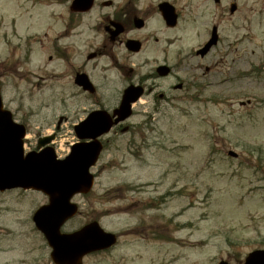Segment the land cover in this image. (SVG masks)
Masks as SVG:
<instances>
[{"label":"rangeland","instance_id":"obj_1","mask_svg":"<svg viewBox=\"0 0 264 264\" xmlns=\"http://www.w3.org/2000/svg\"><path fill=\"white\" fill-rule=\"evenodd\" d=\"M50 1L0 0V76L5 105L33 114L28 137L40 130L51 133L60 119L54 147L64 156L76 140L73 124L85 116L74 109L88 103L82 96L59 93L55 72L67 64L48 56L66 17L64 6ZM102 1L85 15L84 29L109 10ZM155 1L142 0L145 5ZM231 2L237 5L233 13ZM175 4L181 14L177 27L158 29L157 42L125 62L141 72L145 56L152 58L154 47L167 37L180 78H189L196 63L202 65L195 71L200 97L171 89L174 99L155 109L154 101L143 96L125 123L132 128L126 133L113 129L105 137L106 148L92 168L93 188L73 201L85 219L97 218L118 239L110 249L85 256L83 264H217L220 259L243 264L248 252L264 247V0ZM213 25L218 43L198 60L194 50L209 38ZM150 26L160 24L153 17ZM69 41H76L77 53L84 50L80 40H63ZM127 66L117 81L111 79L115 72H108L113 91ZM168 187L177 194L166 204L148 211L135 205L153 201ZM45 202L32 190L0 193V264H52L31 222L32 212ZM151 216L161 221L163 233L156 238L147 229Z\"/></svg>","mask_w":264,"mask_h":264},{"label":"flooded vegetation","instance_id":"obj_2","mask_svg":"<svg viewBox=\"0 0 264 264\" xmlns=\"http://www.w3.org/2000/svg\"><path fill=\"white\" fill-rule=\"evenodd\" d=\"M71 1L72 0L50 1V3L56 2V4L64 6L66 18L63 22L61 31L55 37L56 43H53L54 45L52 47L53 54H49L48 58L51 60L53 57L67 64V67L63 70L55 72L56 80L61 81L59 93L65 94L67 97L82 96L85 100L84 102L88 103V106L82 105V107H76L74 110L80 109L83 112L85 111V114L96 109L106 111L107 113H113L121 102L123 90L132 85L142 88L143 92L140 98L143 96L150 97L154 101L155 109H158V106L167 104L174 99L171 97L172 93H169L171 89L182 91L186 94V97H191L194 100L200 97V92L202 90V86L198 81L200 75L199 73L195 74V71L200 70L202 65L196 63V67L192 66V70L188 71L190 74L189 78H180L178 72L181 68L176 70L179 64L173 62V52L167 49V42H165L167 37L163 38L164 43L162 46L154 47V55L152 58L145 56L143 60L145 69L141 72L135 70L128 62H125L134 54L143 52L148 43L152 41L157 42L158 37L156 35L158 29L164 32L177 27L181 14L175 4V0H156L154 3H146V5L142 0H119L117 2L115 0H103L102 5L107 6L109 10L103 12L97 24L89 27L90 30L83 28L85 15L94 9L97 5V0H93L91 8L85 12L72 10ZM220 2H214V4L218 6ZM161 3H168L173 7L176 14L175 25H168L166 23L160 8ZM153 17L157 20L158 24H160L158 28L150 26ZM80 25L81 30H77ZM213 27L218 30L217 25H213L211 29ZM146 30L151 31L146 34ZM71 37L81 41L84 46L83 51L77 53L79 47L76 41H69V43L63 42V40ZM131 40L136 41L135 44L138 46L137 50L128 47L127 43ZM170 42L171 39H169V43ZM203 44L196 48L193 53V56L198 60H200L199 58H204L210 51L209 50L204 55L197 53V50ZM118 51L122 52L121 56H118ZM126 65L128 66L121 76L123 81L120 87L115 85L113 91V88L109 87L110 78L108 72L114 71L115 77L111 79L117 81V73L119 70H123ZM160 67L163 68L159 69ZM204 68L206 70L209 69L205 66ZM65 73L67 75L66 80L64 78ZM201 73H204V71ZM80 76L84 79H80ZM63 78L64 81L62 80ZM68 90H71V92H68ZM190 91L192 93H190ZM5 108L11 112L13 120L25 130L26 135L23 138L24 149L26 151L38 150L37 143L48 134L40 130L34 137H28V133L30 132L29 119L33 114L31 112L24 114L21 111L22 108ZM67 109L68 107L62 108V110ZM59 121H57L58 126L60 124ZM120 125L121 124L116 126L120 128ZM58 126L56 124L53 125L51 134L54 139L57 136ZM156 183H159V181L152 182L151 185ZM141 190L143 189L138 188V191ZM173 192V188L168 187L161 195L159 194L160 196L152 197L153 201L150 199L147 201L144 200L145 202H138L135 205L137 207L139 206L138 209H140V211L156 209L158 205L166 204L169 200L173 199ZM122 199H126V197L122 195ZM81 208L82 207H79L76 215L63 225V230H70L75 227L78 228L93 218L92 216H87V219H85L82 216L83 210ZM149 221L147 229L149 228L148 230L151 233V237L156 238L163 233L160 228V220L151 216V220Z\"/></svg>","mask_w":264,"mask_h":264},{"label":"water","instance_id":"obj_3","mask_svg":"<svg viewBox=\"0 0 264 264\" xmlns=\"http://www.w3.org/2000/svg\"><path fill=\"white\" fill-rule=\"evenodd\" d=\"M91 4L92 0H74L71 7L86 10ZM160 8L166 23L174 25L176 14L173 7L168 3H161ZM234 9L235 5L232 4L230 11L233 12ZM216 42L217 31L214 27L210 39L198 53L205 54ZM135 43L136 41L131 40L127 45L137 50ZM141 93L140 87L126 88L121 104L115 110V119L102 111L90 113L75 126L76 136L82 141L73 144L70 153L63 159H57L50 146L41 152L32 151L23 156L22 137L25 131L22 126L15 124L10 113L3 109L0 94V190L32 188L48 196V203L41 205L34 212L32 219L51 247L50 257L55 264H81L86 253L106 249L116 242V235L103 230L96 221L71 233H61L60 227L77 211V205L71 202V197L75 193L88 192L92 186L93 175L89 169L95 164L102 149L98 137L108 132L113 124L131 114V102ZM50 138L39 144L47 143ZM229 154L235 155L233 151H229ZM218 264L229 263L220 261ZM244 264H264V248L249 252Z\"/></svg>","mask_w":264,"mask_h":264}]
</instances>
